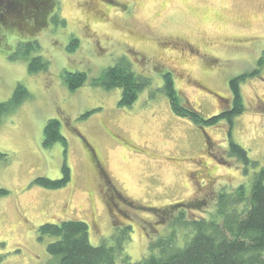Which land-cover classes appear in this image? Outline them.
Listing matches in <instances>:
<instances>
[{"label": "rangeland", "instance_id": "1", "mask_svg": "<svg viewBox=\"0 0 264 264\" xmlns=\"http://www.w3.org/2000/svg\"><path fill=\"white\" fill-rule=\"evenodd\" d=\"M57 1L66 25L44 29L38 51L12 59L3 49L15 47L11 37L0 41V102L9 101L18 84L30 92L17 108L0 111V151L7 155L0 160V188L9 191L0 197L2 264L55 260L47 250L55 238L42 235L40 227L69 219L88 223L94 245L114 242L131 225L125 247L138 261L151 237L170 228L144 207L207 199L212 208L219 192L249 187L264 167V0ZM73 38L79 44L69 51ZM37 55L49 67L31 72ZM123 61L151 79L131 106L120 105L121 88L93 83ZM255 69L259 74L241 84L245 110L232 126L227 119L200 125L176 114L161 74L172 72L179 94L208 118L230 106V80ZM66 71L86 72L87 79L73 91ZM52 118L61 121L66 146L43 145ZM86 140L123 198L108 197L112 191H106ZM231 141L248 151L252 163L230 156ZM65 164L67 184L47 188L35 182L62 178Z\"/></svg>", "mask_w": 264, "mask_h": 264}, {"label": "trees", "instance_id": "2", "mask_svg": "<svg viewBox=\"0 0 264 264\" xmlns=\"http://www.w3.org/2000/svg\"><path fill=\"white\" fill-rule=\"evenodd\" d=\"M52 24L66 25L65 18L59 14L57 0H0V41L11 37L9 40L15 47L3 49L8 50L6 54L12 59H23L38 51L41 48L39 34ZM78 44L79 39L73 38L69 51ZM49 64L48 59L37 55L30 60L29 70H46ZM259 64L264 65V51ZM259 72L260 69H255L233 77L229 84L232 94L230 106L221 105L219 113L208 118L179 94L172 72L162 70L161 74L164 91L176 114L191 117L200 125L227 119L232 126L233 118L245 110L241 84ZM64 77L74 91L84 84L87 73L66 71ZM93 83L106 89L121 88L120 105L131 106L140 92L151 84V79L135 71L131 62L123 61L106 68L101 76L94 78ZM29 96L28 89L18 84L11 99L0 102V111L9 112L17 108ZM222 101L228 103L229 99ZM57 142L67 145L61 121L52 118L45 127L43 145L49 147ZM228 151L230 156L245 164L252 163L248 151L240 144L231 141ZM6 156L0 151V160ZM69 180L70 168L65 164L62 178L38 177L35 182L47 188H58ZM8 193L7 189L0 188V197ZM215 200L212 208L208 207L207 199L180 202L166 208L144 207L155 212L170 228L165 235L151 237L148 253L138 261L131 259L125 247V241L131 237V225L115 235L114 242L94 245L85 221L69 219L45 223L40 230L42 235L55 238L48 243L47 250L56 257L47 264H264V167L256 171L249 187L242 183L233 190H223ZM197 210L202 213L198 214ZM2 262L0 255V264Z\"/></svg>", "mask_w": 264, "mask_h": 264}, {"label": "flooded vegetation", "instance_id": "3", "mask_svg": "<svg viewBox=\"0 0 264 264\" xmlns=\"http://www.w3.org/2000/svg\"><path fill=\"white\" fill-rule=\"evenodd\" d=\"M109 6H110V4H109ZM243 39H249V38L246 37V38H243ZM243 41H241V42H243ZM209 146L212 147V144L210 142H209ZM86 147H87V149H88V151L90 153L91 160L94 162L95 166H97V168L99 170V173H100V175L102 177V182H103V185L105 186L106 191L108 193H110L112 191V194H110V195L107 194L108 197L110 199H112L113 201H115V199H121V198H123V195L119 192V190L117 188H115L114 184L107 177V174H106L105 169H104V166H105L104 165V162H103L101 156L99 155L97 149L94 148L89 142H87V140H86ZM105 177H106V179H105Z\"/></svg>", "mask_w": 264, "mask_h": 264}]
</instances>
